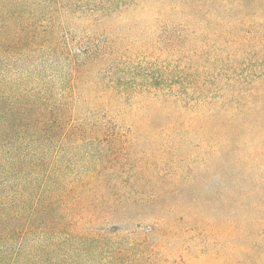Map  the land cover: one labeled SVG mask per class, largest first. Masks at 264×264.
I'll return each mask as SVG.
<instances>
[{
	"label": "rangeland",
	"instance_id": "374dc122",
	"mask_svg": "<svg viewBox=\"0 0 264 264\" xmlns=\"http://www.w3.org/2000/svg\"><path fill=\"white\" fill-rule=\"evenodd\" d=\"M31 1L60 3L73 34L85 40L99 31L100 44L125 41L78 101L123 126L128 142L115 147L103 138L88 148L118 154L96 173L114 187L86 193L62 212L59 264H262L258 227L241 228L232 206L215 196L203 201L215 172L205 170L208 152L217 147L207 118L264 115V0H125L146 8L171 3L174 34L191 39L185 51L171 53L159 49L152 11L127 14L122 27L102 33L121 21L96 26L89 8L105 0ZM67 75L63 61L59 85Z\"/></svg>",
	"mask_w": 264,
	"mask_h": 264
},
{
	"label": "trees",
	"instance_id": "16d2710c",
	"mask_svg": "<svg viewBox=\"0 0 264 264\" xmlns=\"http://www.w3.org/2000/svg\"><path fill=\"white\" fill-rule=\"evenodd\" d=\"M91 4L96 26L109 17L121 20L102 33L122 27L127 14L152 11L160 50L190 47L187 35L174 34L170 2L152 8L125 0ZM64 14L60 3L0 0V264H59L58 237L67 230L62 212L74 209L86 193L114 187L96 173L109 168L98 163L118 154H93L88 148L103 138L115 147L128 142L123 126L78 101L93 75L108 69L124 37L100 44L96 31L85 40L73 34ZM63 61L69 75L59 85ZM207 126L217 147L208 152L205 170L215 172L203 204L215 196L232 206L241 228L258 227L256 234L264 239V115L213 116ZM75 165L86 173L73 175ZM258 253L264 264V247Z\"/></svg>",
	"mask_w": 264,
	"mask_h": 264
}]
</instances>
